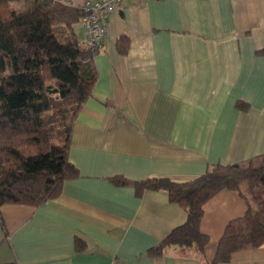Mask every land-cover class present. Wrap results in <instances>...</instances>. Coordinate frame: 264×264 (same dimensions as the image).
Wrapping results in <instances>:
<instances>
[{"label":"crops","instance_id":"0c3cea01","mask_svg":"<svg viewBox=\"0 0 264 264\" xmlns=\"http://www.w3.org/2000/svg\"><path fill=\"white\" fill-rule=\"evenodd\" d=\"M104 22L98 79L69 147L79 175L42 205L0 207V264H212L225 226L248 209L238 190L204 203L202 255H157L150 249L186 220L185 207L111 177L186 181L264 154V0H117ZM221 264H264V244Z\"/></svg>","mask_w":264,"mask_h":264},{"label":"trees","instance_id":"16d2710c","mask_svg":"<svg viewBox=\"0 0 264 264\" xmlns=\"http://www.w3.org/2000/svg\"><path fill=\"white\" fill-rule=\"evenodd\" d=\"M26 2L18 8L14 0H0V207L42 205L61 192L66 178L79 175L69 160L73 124L98 79L94 59L101 46L89 45L75 28L86 14L83 7L65 0ZM129 46V35L119 34L118 52L125 54ZM111 179L135 186L137 194L164 189L185 207L186 220L152 247V254L176 246L202 255L209 241L200 228L203 205L225 188L238 190L248 209L225 226L212 264L264 244V154L213 164L186 181Z\"/></svg>","mask_w":264,"mask_h":264},{"label":"built area","instance_id":"2783aa9c","mask_svg":"<svg viewBox=\"0 0 264 264\" xmlns=\"http://www.w3.org/2000/svg\"><path fill=\"white\" fill-rule=\"evenodd\" d=\"M117 0H85L81 6L86 11L82 17L85 40L89 45L101 46L107 36L104 19L115 9Z\"/></svg>","mask_w":264,"mask_h":264},{"label":"rangeland","instance_id":"374dc122","mask_svg":"<svg viewBox=\"0 0 264 264\" xmlns=\"http://www.w3.org/2000/svg\"><path fill=\"white\" fill-rule=\"evenodd\" d=\"M14 3H15V5H16V7H18V8H19L22 4H23V5H27L26 0H14ZM76 30H80V31H81V26L76 25Z\"/></svg>","mask_w":264,"mask_h":264}]
</instances>
